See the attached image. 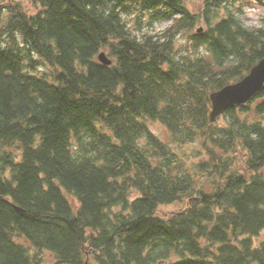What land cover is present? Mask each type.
<instances>
[{"label":"trees","instance_id":"trees-1","mask_svg":"<svg viewBox=\"0 0 264 264\" xmlns=\"http://www.w3.org/2000/svg\"><path fill=\"white\" fill-rule=\"evenodd\" d=\"M239 1L0 0V264H264V87L211 120Z\"/></svg>","mask_w":264,"mask_h":264},{"label":"water","instance_id":"water-1","mask_svg":"<svg viewBox=\"0 0 264 264\" xmlns=\"http://www.w3.org/2000/svg\"><path fill=\"white\" fill-rule=\"evenodd\" d=\"M203 27L198 28L202 31ZM98 59L105 65H111L112 59L103 50ZM264 87V57L261 58L240 80L230 83L211 93L212 111L211 120L215 122L229 107L245 104L251 100ZM86 264H89L87 260Z\"/></svg>","mask_w":264,"mask_h":264},{"label":"rangeland","instance_id":"rangeland-1","mask_svg":"<svg viewBox=\"0 0 264 264\" xmlns=\"http://www.w3.org/2000/svg\"><path fill=\"white\" fill-rule=\"evenodd\" d=\"M237 5V7L242 8V11H240V16L247 25L260 26L264 23V0H242L239 1ZM168 24V21L158 22L155 24L153 31H161L165 29ZM182 207L183 204H170L165 205L164 210L174 211L181 209ZM44 255L49 262H55L53 256L50 253L46 252Z\"/></svg>","mask_w":264,"mask_h":264}]
</instances>
